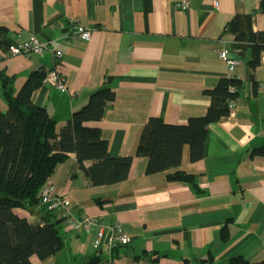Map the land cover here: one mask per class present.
<instances>
[{
    "label": "crops",
    "instance_id": "crops-1",
    "mask_svg": "<svg viewBox=\"0 0 264 264\" xmlns=\"http://www.w3.org/2000/svg\"><path fill=\"white\" fill-rule=\"evenodd\" d=\"M181 1L0 0V27L8 29L0 67L15 78V94L33 71L56 70L66 88L45 77L33 102L58 120L60 131L111 78L115 100L101 120L85 125L100 130L111 157H132L123 182L91 184L73 152L48 181L70 199L74 215L123 226L131 241L118 246L121 257L111 258L108 232L97 248V230L63 220L65 247L47 259L33 256V264H92L93 256H102L98 264H227L238 255L264 264V157L251 155L264 144V52L251 77L253 49L241 54L227 30L235 15L253 14L254 31H264L261 0H219L218 8L212 0H187V8ZM76 26L89 29L91 38L76 37ZM32 35L50 42L49 49L9 54L8 44ZM224 46L238 61L234 75L243 87L230 115L209 126L203 158L192 161L189 145L183 148L181 169L196 176L197 189L164 172L148 174V158L136 154L145 124L151 117L183 125L204 116L205 91L229 77L217 55ZM0 109H7L1 94ZM15 212L41 222L26 210ZM141 254L147 258L134 259Z\"/></svg>",
    "mask_w": 264,
    "mask_h": 264
},
{
    "label": "trees",
    "instance_id": "trees-1",
    "mask_svg": "<svg viewBox=\"0 0 264 264\" xmlns=\"http://www.w3.org/2000/svg\"><path fill=\"white\" fill-rule=\"evenodd\" d=\"M260 10L264 11V0L260 2ZM227 30L235 35L234 48L241 54L249 46L253 49V58L248 63L253 77L252 72L261 63L264 52V31H254L253 14L235 15ZM7 33V28L0 27L1 47L7 44ZM46 74L42 70L33 71L15 94V78L0 67V94L7 105L6 110L0 109V264H33V256L47 259L65 247L62 224L64 220L69 226L67 218L58 210L43 206L41 192L50 184L48 181L58 164L65 162L70 153L76 154L93 185L123 182L131 167L132 157H111L108 141L102 138L100 130L85 125L88 121L101 120L107 105L115 100L111 78L91 93L88 102L59 131L58 120L45 107L33 102V94L43 84ZM242 87L243 81L235 75L221 78L214 88L205 91L210 97L206 114L190 118L187 124L149 118L136 151L137 155L148 158L147 173L164 172L168 180L197 189L196 176L181 169L183 148L189 145L192 161L203 158L209 126L230 115ZM251 155L264 157V144L253 149ZM86 161L91 165L85 166ZM97 203L102 204L101 200ZM16 209L39 216L41 222L32 223L20 217ZM121 255L118 246L112 249V259ZM144 257L147 258L146 254L134 259ZM101 258L93 256L89 263L98 264ZM149 260L155 262L157 258ZM227 264L261 263L238 255Z\"/></svg>",
    "mask_w": 264,
    "mask_h": 264
},
{
    "label": "built area",
    "instance_id": "built-area-1",
    "mask_svg": "<svg viewBox=\"0 0 264 264\" xmlns=\"http://www.w3.org/2000/svg\"><path fill=\"white\" fill-rule=\"evenodd\" d=\"M212 2L215 8L219 7V0H212ZM178 5L187 8L189 2L187 0H182ZM61 28H65L64 25H61ZM74 34L76 37L86 40L91 38V31L81 26H76ZM49 45L50 42L43 41L37 36L32 35L30 38L20 43L9 44L8 52L11 55L43 54L45 50L49 49ZM61 54V51H56L55 53L57 57H60ZM217 55L226 64L229 76H233L238 61L231 55L230 49L225 46L221 47L217 50ZM46 79L60 89L66 88L63 79L58 75L56 70L49 72L46 75ZM41 204L47 206L48 210H58L61 212L62 215L67 218L70 227H82V229L87 232L96 229L97 239L95 245L97 248L101 247L107 232L110 235L112 249L117 246H126L131 241V237L125 232L123 226L119 222L106 225L95 216L83 215L79 217L74 215L71 210L70 199L64 193H54L50 184L46 185L41 192ZM110 263L112 264L111 259Z\"/></svg>",
    "mask_w": 264,
    "mask_h": 264
}]
</instances>
